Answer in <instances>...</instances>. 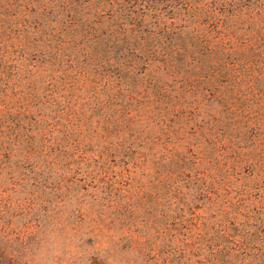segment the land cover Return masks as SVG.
<instances>
[{
	"label": "rangeland",
	"instance_id": "obj_1",
	"mask_svg": "<svg viewBox=\"0 0 264 264\" xmlns=\"http://www.w3.org/2000/svg\"><path fill=\"white\" fill-rule=\"evenodd\" d=\"M66 1L0 0V109L7 126L0 139V264L198 260L207 244L220 243L218 198L237 202L243 188L251 189L246 182H262L259 165H251L257 152L227 131L215 142L209 113L223 95L203 88L187 100L199 108L194 116L189 107L160 126L153 115H125L121 107L135 103L117 95L111 73L102 77L96 62L48 83L42 47ZM82 1L66 14L92 21L103 0ZM196 1L227 17L264 20L253 0ZM203 172L216 180L208 193ZM241 213L229 212L237 222Z\"/></svg>",
	"mask_w": 264,
	"mask_h": 264
},
{
	"label": "trees",
	"instance_id": "obj_2",
	"mask_svg": "<svg viewBox=\"0 0 264 264\" xmlns=\"http://www.w3.org/2000/svg\"><path fill=\"white\" fill-rule=\"evenodd\" d=\"M253 1V11L264 15L263 0ZM84 2L68 0L58 8L62 19L51 27L41 52V73L49 76L48 83L96 62L102 77L103 70L111 73L108 81L117 95L130 106L135 103L132 109L122 106L124 114L144 120L153 115L160 126L172 125L189 107L194 116L199 108L187 100L203 88L223 95L216 99L220 107L209 113L207 129L215 142L218 133L227 131L257 152L251 165H259L262 182L245 183L257 191V204H251L255 194L250 188L242 189L237 202L218 198L224 213L217 230L220 243L207 244L196 261L182 260L183 255L168 264H264V20L227 17L223 9L196 0H103L92 21L66 14ZM6 127L0 109V139ZM101 151L102 156L109 153ZM203 174L210 180L204 188L208 193L216 180ZM240 210V222L232 220L229 212Z\"/></svg>",
	"mask_w": 264,
	"mask_h": 264
}]
</instances>
